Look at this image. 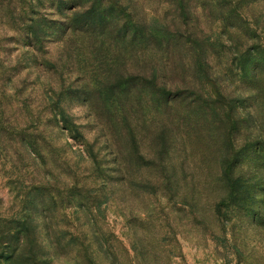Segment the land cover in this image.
I'll list each match as a JSON object with an SVG mask.
<instances>
[{
	"label": "rangeland",
	"instance_id": "1",
	"mask_svg": "<svg viewBox=\"0 0 264 264\" xmlns=\"http://www.w3.org/2000/svg\"><path fill=\"white\" fill-rule=\"evenodd\" d=\"M0 264H264V0H0Z\"/></svg>",
	"mask_w": 264,
	"mask_h": 264
}]
</instances>
